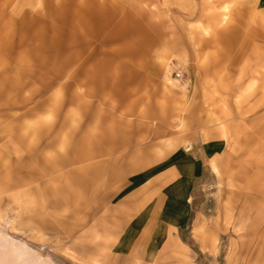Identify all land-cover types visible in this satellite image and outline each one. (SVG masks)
<instances>
[{"label": "rangeland", "instance_id": "rangeland-1", "mask_svg": "<svg viewBox=\"0 0 264 264\" xmlns=\"http://www.w3.org/2000/svg\"><path fill=\"white\" fill-rule=\"evenodd\" d=\"M105 2L117 18L129 15L144 32L110 41L104 35L85 51L92 56L86 67L93 64L88 68L100 74L97 87L104 94L119 78L125 97L112 117L108 104L99 105L106 116L98 126L121 120L127 145L83 164L58 165L74 150L69 144L98 129L97 101L89 98L92 107L85 111L87 101L68 99L80 94L81 82L66 75L48 86L29 81L23 93L33 87L40 92L22 107L0 112V153L7 154L0 160L2 245L23 241L35 261L57 258L60 264H92L104 244L96 264H264V193L248 188L237 171L240 155L257 154L264 141L262 111L240 118L235 97L242 92L246 108L261 93V82L250 86L264 70V0ZM57 3L0 0V9L15 21H29ZM22 40H2L0 59L15 69L23 64L22 73L31 76L27 49L38 41ZM80 115L81 130L74 138L66 135ZM201 140L212 143L214 154L187 200L176 202L167 191L175 182L171 168L185 146ZM117 157L120 162L111 165ZM85 164L93 175L87 189L75 177ZM111 168L116 182L107 176ZM115 193L120 199H101ZM228 201L238 206L231 222L224 212ZM126 239L132 249L122 250Z\"/></svg>", "mask_w": 264, "mask_h": 264}, {"label": "bare ground", "instance_id": "bare-ground-1", "mask_svg": "<svg viewBox=\"0 0 264 264\" xmlns=\"http://www.w3.org/2000/svg\"><path fill=\"white\" fill-rule=\"evenodd\" d=\"M12 1L15 0H6V3L9 4ZM38 1L44 2L45 0ZM116 13L117 10L113 6L112 9L106 6L105 0H58L57 6H43L42 12L32 16L29 21H26L24 17L15 21L10 15L6 14L5 9H0V43L2 40L11 38L12 36H19L21 41L25 38H30L33 42L38 41L37 45L32 43V46L27 49L33 59V61H31L30 58L27 57L29 60L28 65L32 66L34 70V72L32 70L34 74L31 76L22 73L24 71L23 64H21V66L17 65V69H15L14 66L0 59V68H2L0 71V112L7 111V109L13 107H22L23 103L29 100L30 95L40 92V89L33 87L28 91L29 94L25 95L27 92H23L26 90L29 81L35 85L39 83V85L43 84L48 86L65 75L81 82L80 94H72L68 99L72 100L73 97H76L82 100V103L87 101L88 103L86 102L83 105L85 106V108H83L85 111H88L89 107H92L89 105V103H91L89 98L94 99L93 101H97L99 121L95 127L98 129L93 134L83 132L78 141L69 144L70 149L74 150H72V153L69 154L68 157H61L57 161L58 165L65 167L73 163L83 164L95 156L112 154L115 150L122 151L123 147L127 145L122 137L121 120L115 125H111L109 128L98 126L99 122L106 116L99 105L108 104V106H110L109 112L111 113L107 114L109 117H112L115 112L114 110L118 108L125 97V93L118 82L119 78L114 80L113 83L115 84H112L104 94L103 90L97 87V83L101 77L100 74L93 73L88 68L90 66L92 67L93 64L86 67L87 63L92 58L90 55L91 53H85L86 48L91 47V42L96 41L99 37H104V35H106V38L110 41L124 39L128 36H133L132 34L135 33L144 36V32L139 28V24L130 21L129 15H121V17L117 18ZM5 27L8 29H5ZM82 58L85 59L80 62ZM73 65H76L73 73H67L66 70L68 67ZM99 66L101 68L103 67L101 63ZM80 74H83L82 78H80ZM258 77V80L254 78V82H252L250 86L254 87L261 82V85L257 86L261 89V93L254 103L243 108L241 104L243 100H240L242 92L238 93L235 97L237 99V109H239L238 116L243 118L248 113H256L260 110L262 111L261 118L263 119L262 124L264 126V70L261 75L258 74ZM85 98H88V100ZM141 100L140 103L143 104V98H141ZM146 106L142 114L148 115L150 111ZM123 113L124 112H120L117 118H121V114L123 115ZM80 114L83 116L85 115L83 111H81ZM83 123L82 116L76 119L75 127L67 130L66 135L70 134L71 137H76V132L78 129L81 130ZM4 131H9V135L11 130L7 127ZM260 131H262V129ZM259 144V148L258 145L255 148L257 154L246 157L244 156L245 153L240 155L241 159L244 161L241 168L237 171L240 174L242 173L248 188H253V190L257 192L262 190L260 193H264V141H261ZM66 146L67 144L65 147ZM81 149H85L86 151L80 152ZM255 151L252 150L247 152ZM6 156L7 154H2L1 152L0 160L6 158ZM120 159L121 157H117L112 160L111 165L115 166L120 162ZM5 166L8 167V164ZM89 167L88 164H85V166L82 167L84 169H81L84 173L80 175L79 172L76 171L77 174L75 176L77 182L86 189L90 186L91 177L93 176ZM112 169L113 168L107 172V176L109 179L116 182L118 178L115 176ZM214 170L216 171L215 166ZM70 174L73 176V173ZM109 197H117L120 199L119 193L102 196L101 199H109ZM236 207L238 208V206L231 204L230 201L224 205L225 217L228 222H231L236 215ZM243 210L244 208H240L239 211H237L239 212L238 214ZM235 230H237V228L233 229V231ZM103 239H107V236H104ZM129 239H126V244L122 243L120 245L122 250H126V248L132 249L129 246L131 242ZM9 245L10 246L6 249L0 241V264H57L56 262H59L57 258H39L35 261L32 257L31 247L23 241L19 243L14 240ZM105 245L106 244L97 246L92 255V264H96L97 259L105 255ZM113 257L116 258L115 256ZM132 258L136 260V251L132 253ZM113 262H115V259H113Z\"/></svg>", "mask_w": 264, "mask_h": 264}, {"label": "crops", "instance_id": "crops-1", "mask_svg": "<svg viewBox=\"0 0 264 264\" xmlns=\"http://www.w3.org/2000/svg\"><path fill=\"white\" fill-rule=\"evenodd\" d=\"M213 154V145L206 140L193 142L191 145L185 146L184 151L177 156L178 159L174 161L171 168L175 172V182L167 188V191H171L175 195L174 201L187 200L189 187H191L195 178Z\"/></svg>", "mask_w": 264, "mask_h": 264}]
</instances>
